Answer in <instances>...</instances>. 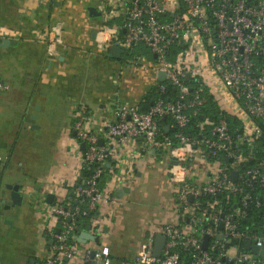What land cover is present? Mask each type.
I'll use <instances>...</instances> for the list:
<instances>
[{
	"label": "built area",
	"instance_id": "2783aa9c",
	"mask_svg": "<svg viewBox=\"0 0 264 264\" xmlns=\"http://www.w3.org/2000/svg\"><path fill=\"white\" fill-rule=\"evenodd\" d=\"M182 3V11L172 13L160 0L105 3L101 11L102 22L105 21L96 29L97 45L105 50L111 45L124 50L138 43L145 45L156 55L152 64L155 75L164 72V81H155L158 92L164 96L156 99L146 112L139 111L137 105L118 101L112 111L113 120L106 125V134L113 139L110 145L98 143L85 105L75 107L76 149L81 153L82 166L94 168L85 178L80 177L74 192L87 200L88 210H96L102 202L115 203V197L97 186L105 164L116 155L115 145L131 139L156 142L162 135L159 121L168 117V129L173 131L176 141L168 151V161L171 157L176 160L175 164H169L168 173L176 186L180 223L159 227L160 234L165 236L159 257L151 253L154 241L151 234L131 263L264 264V256L254 258L244 248L245 241L257 247L264 245V214L262 228L245 221L248 207L264 205V0H182ZM116 17L120 18L117 27L105 23ZM61 27L55 23L48 31L46 52L50 59L57 58L64 45ZM177 46L181 48L172 54V48ZM186 75L191 85L186 83ZM8 87L0 77V92ZM169 88L173 93L166 96ZM201 88L208 90L216 104L223 96L226 109L219 108L235 117L238 127L231 130L225 117L217 121L204 118L198 123L200 135L189 134L191 117L201 105ZM217 89L223 94H215ZM81 143L84 149H79ZM170 143L168 139L166 144ZM195 157L223 161L224 165L209 171L208 180L195 183L191 181L194 173L186 167ZM6 159L0 153V166ZM232 170L237 172L235 181L230 179ZM122 179L123 176L114 177L115 182ZM252 186L258 188V193L248 190ZM85 213L78 207L49 204L47 214L59 224V231H49L50 252L33 264H62L65 258L73 259L80 254L71 239L77 232V217ZM205 235L208 241L203 249ZM91 250L89 247L82 250L85 260L110 262L107 246L95 247L92 256Z\"/></svg>",
	"mask_w": 264,
	"mask_h": 264
},
{
	"label": "crops",
	"instance_id": "0c3cea01",
	"mask_svg": "<svg viewBox=\"0 0 264 264\" xmlns=\"http://www.w3.org/2000/svg\"><path fill=\"white\" fill-rule=\"evenodd\" d=\"M109 1L0 0V77L9 86L0 92V153L7 157L0 166V264H33L50 252L49 231L59 224L47 214V206L65 203L81 177V153L72 134L75 107L85 105L90 128L102 145H110L106 125L113 120L115 104L138 105L157 81L150 51L129 47L130 56L122 53L123 59H113L97 45L96 29L105 20L90 17L86 7L102 11ZM160 1L171 13L184 7L182 0ZM55 23L62 25L64 45L50 59L46 38ZM112 23L118 26L115 19ZM115 146L101 189L111 197L121 186L129 191L115 197V203H100L79 231L98 232L100 246L109 249L108 264H132L148 236L155 238L165 223H180L174 190L155 205V176H169L171 145L158 138ZM115 176L123 179L115 182ZM209 176V171L195 172L191 181L201 183ZM8 184L19 185L20 206L6 208ZM48 194H53L51 203ZM76 238L71 241L81 253L85 247H98ZM81 253L62 264H102L85 260Z\"/></svg>",
	"mask_w": 264,
	"mask_h": 264
},
{
	"label": "trees",
	"instance_id": "16d2710c",
	"mask_svg": "<svg viewBox=\"0 0 264 264\" xmlns=\"http://www.w3.org/2000/svg\"><path fill=\"white\" fill-rule=\"evenodd\" d=\"M114 19L117 22V24L120 23V19L112 18L111 20H108L106 24L112 25L113 24L112 20ZM122 34H123V31L121 29L120 35ZM130 47H137L138 51H143V53L149 52L147 47L143 45L142 43L131 45ZM178 48L180 49L181 47L177 46L175 47V49L172 48V54L175 51H177ZM124 53L126 54L127 57L130 56L131 55L130 48L126 49L123 52V54ZM123 56L121 59H123ZM170 58H172V55ZM186 83L191 85V82H189L188 80ZM167 92L168 93H166L167 94L166 96H170L173 93L172 88H169ZM161 96H164V94L161 95V93L158 92L157 86L153 84L149 88V90H147V92L142 96L141 100L139 101L137 105L139 111L146 112L150 108L152 103H154L155 100ZM200 98H201V105L199 106L197 110V114L191 117L190 123L188 125V129L190 130L189 134H191L192 136L200 135L202 130H200L198 123L204 118L217 121L221 117H225L228 127L231 130L232 129L234 130L236 127H238L239 123L237 119L231 116L230 114H226L224 111H222L216 104L215 100L213 99V96L208 92V90H206V88H203V89L201 88ZM168 123H169L168 117H164L159 121V124L161 126V132H162V135L159 137V139H163L165 140V142L169 139L171 141L170 145L174 146L176 144V141L173 139V131L171 129L166 130L164 127ZM93 168H94L93 165L82 166L80 170L81 178H85L86 176H88L92 172ZM104 168H105V171L103 172V174H101V176H99L97 180V186L100 189H101V179L105 177V174H106L105 172L107 171L106 165L104 166ZM248 190L254 194L258 193V188L256 186H252ZM223 200L225 201L226 198L225 199L223 198ZM63 205L65 207L66 205H69L71 206V208L78 207L80 212H82L83 210L86 211L85 214H79V216L77 217V221H76L77 231H79L81 226H83V224H85L86 221L89 220L91 217H93L96 213V210H88L87 200L82 199L81 196H77L74 193V191L67 193V199L65 203H63ZM246 213H247V216H246L245 221L247 223L254 224L257 227L262 228L261 216L264 214V205H262L260 208L248 207L246 210Z\"/></svg>",
	"mask_w": 264,
	"mask_h": 264
},
{
	"label": "water",
	"instance_id": "95a60500",
	"mask_svg": "<svg viewBox=\"0 0 264 264\" xmlns=\"http://www.w3.org/2000/svg\"><path fill=\"white\" fill-rule=\"evenodd\" d=\"M86 10H87L88 15L90 17L101 19L102 13L95 6H87ZM1 41L2 42H7V39L3 38V39H1ZM124 51L125 50L122 47L111 45L109 50H108V55H109L110 58H113V59H121L122 58V53ZM155 57H156V55L153 54V58H155ZM164 79H165L164 72L158 71L157 72V80L164 81ZM185 79L188 80V76L187 75L185 76ZM188 131H190V130L188 129ZM72 134L75 135V132H73ZM98 143L101 145V141L100 140H98ZM80 148L84 149V143L80 144ZM170 163L171 164H175L176 160L173 157H171L170 158ZM108 165H109V163H108ZM236 177H237V172L235 170H232L230 172V179L232 181H235ZM6 187L9 189V196H10V204L7 205L6 208L20 206L21 203H22L23 196L19 192V185L18 184H13V185L12 184H8ZM128 191H129L128 187L121 186L120 188H118L115 191L114 196L120 198L123 195L124 192H128ZM52 198H53V194H48L46 201L51 203ZM4 222L10 223V220L5 219ZM219 228H222V223L219 224ZM55 231L58 232L59 228H57ZM76 234H77L76 240H77L78 243H83L84 244L88 240H91L97 246H100V244H101L100 243L99 234H92L89 231H77ZM218 238L220 239L221 236L219 235ZM207 241H208V237H207V235H205L203 237V241H202L203 249L206 248ZM49 243L51 244L52 241L50 240ZM164 244H165V236L162 235V234L155 235V238H154V241H153V246H152V252H151L154 257H159L162 254ZM244 248L246 250H249L253 254L254 258H256L257 256H260V257L264 256V245L261 246V247H257V246L251 245L249 241H245ZM94 251H95L94 249L91 250V252H90L91 256L94 254Z\"/></svg>",
	"mask_w": 264,
	"mask_h": 264
},
{
	"label": "rangeland",
	"instance_id": "374dc122",
	"mask_svg": "<svg viewBox=\"0 0 264 264\" xmlns=\"http://www.w3.org/2000/svg\"><path fill=\"white\" fill-rule=\"evenodd\" d=\"M214 93L217 94H223L220 90H214ZM217 105L218 107H222L223 109H226L223 96L219 99H217ZM224 162L218 161V160H199V159H193V161H188L186 164L187 169L189 171L195 173L198 172L206 174L207 171L214 172L218 167H223ZM149 185V184H148ZM152 185V184H151ZM175 184L170 181L169 176H155V205H159V203L162 201V195H165L166 197L169 196V192L175 189ZM169 191V192H168Z\"/></svg>",
	"mask_w": 264,
	"mask_h": 264
}]
</instances>
